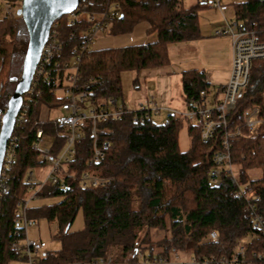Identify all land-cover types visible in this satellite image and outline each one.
Returning <instances> with one entry per match:
<instances>
[{
  "label": "trees",
  "instance_id": "1",
  "mask_svg": "<svg viewBox=\"0 0 264 264\" xmlns=\"http://www.w3.org/2000/svg\"><path fill=\"white\" fill-rule=\"evenodd\" d=\"M120 6L121 16L110 23L109 35L128 34L136 25L146 23V32L155 33L156 41L81 52L78 49L89 23L81 19L69 25L61 17L56 20L61 51L36 85L35 91L40 93L28 102L27 123L17 124L13 131L16 158L9 171L10 190L0 203V264L19 259L20 248L12 247L16 239L22 238V232L15 237L13 228L18 203L30 193L31 184L24 182L27 173L43 166L37 163L39 152L32 147L36 130L41 128L51 138L52 158L64 143L50 117L38 123L47 111L57 110L65 101L64 95H56L57 91L64 94L68 86L70 72L63 64L79 57L77 86H90V104L98 107L109 97L119 99L121 73L168 66V46L197 40L198 11L207 8L196 0H120ZM102 9L104 3L98 1H91L87 7L88 12ZM233 10L246 29L264 30V0L233 4ZM27 44L28 33L18 13L0 18V111L6 109L20 76ZM181 77L186 106L192 98H198L200 91L207 93L208 84L202 73L192 69L182 72ZM254 106L264 119V59L251 63L248 82L235 109L227 115V129L241 125L244 112ZM183 126V119L168 113L162 124L150 118L142 125H133L128 115L101 123L100 127L109 133L100 135L99 140L109 141L110 146L97 165L88 164L92 137L86 129L75 144L74 159L61 172L64 186L46 183L34 198L59 201L26 210L29 219H43L55 225L52 238L60 246L56 250L45 248L43 263L83 264L107 255L118 245H122V253L114 264H136L139 252L145 257L167 258L172 252L220 257L232 250L238 238L248 235L251 225L245 203L233 193L236 182H247L250 173L259 170L261 176L254 182L260 188V206H264V134L230 141L235 178L221 169L219 184L215 185L209 171L214 166L212 157L219 149L221 133L218 130L216 137L202 143L198 129L187 127L190 145L180 151L178 135ZM83 173L108 183L96 189L83 188ZM79 212L83 228L71 232ZM212 230L218 231L219 242L202 243Z\"/></svg>",
  "mask_w": 264,
  "mask_h": 264
},
{
  "label": "built area",
  "instance_id": "2",
  "mask_svg": "<svg viewBox=\"0 0 264 264\" xmlns=\"http://www.w3.org/2000/svg\"><path fill=\"white\" fill-rule=\"evenodd\" d=\"M91 1L104 3V9L88 12L87 7ZM196 1L204 6L220 10L219 0ZM21 2L22 0H0V5L4 11L2 17L15 14L14 10L21 5ZM120 16V0H80L74 11L66 14L67 18L64 21L72 25L81 19H85L89 23L88 29L83 33L82 44L78 49L84 52L89 50L96 35L100 32H107L110 23ZM57 26L58 21L55 20L41 49L30 87L22 97L20 109L15 117L14 128L17 124L27 123L28 102L32 101L34 94L37 96L40 93L35 91L36 85L42 76L47 75L54 57L61 51ZM213 34L218 37H228L230 40L231 65L228 80L219 89L220 98L209 103L207 93L200 91L199 99L192 98L190 105L184 111L162 107L151 95L136 101L134 105L109 97L102 105L96 107L87 101L91 94L90 86L82 89L77 86L79 57L76 56L69 63L63 64V67L70 72L68 74V86L64 92L65 101L57 109L58 114L51 120L59 128L58 137L63 138L64 143L58 155L52 158L50 154L51 138L44 135L41 128L35 132L32 147L39 152L37 163L43 165L42 167H48V169L42 179L36 174L40 167L29 171L24 180L25 183L31 184L30 194L18 203L19 207L13 226L15 237L22 232V238L18 241L16 239L12 243L14 249L20 248L18 260H22L24 264H44L46 244L41 240H29L27 238L28 228L35 225L34 220L26 216L28 204L36 197L44 184L51 183L60 185V187L64 186L61 181V172L63 167L74 159L75 144L83 138L86 129L89 130L92 137V152L88 164L97 165L105 158V152L110 143L109 141L100 142L99 136H106L109 130L100 127L101 123L116 121L128 115L131 117L133 125H142L153 116L165 112L183 119L187 127L198 129L202 143H207L216 137L219 130L221 133L217 142L219 149L213 154L214 166L210 169L209 174L215 185L219 184L218 175L221 169L235 178L236 173L229 154L230 141L264 134V119L260 117V109L256 106L244 112L241 125L236 126L233 130L227 129V115L235 109L237 99L248 82L251 63L255 60L264 59V30L246 29L242 21L234 18L223 19L222 26L214 30ZM4 112L5 109L0 111V127ZM48 113L47 111L45 115L41 116L38 123H44L49 117ZM48 138L50 142L49 145H46L45 139ZM16 148L17 143L12 133L5 147L0 170V203L10 190L9 171L16 158ZM258 179L250 176L245 183L236 182V189L233 194L245 203L251 232L238 238L228 254L220 257L188 254L187 259H181L180 255L185 253L172 252L173 259L170 260V257L165 258L157 255L145 257L139 252L136 264H264V206H260V188L254 182ZM80 183L83 188L96 189L108 183V180L83 173ZM218 242L219 233L217 230L210 231L202 239V243L216 244ZM113 255L107 254L83 264H114L116 259ZM62 264L80 263L67 262Z\"/></svg>",
  "mask_w": 264,
  "mask_h": 264
},
{
  "label": "rangeland",
  "instance_id": "3",
  "mask_svg": "<svg viewBox=\"0 0 264 264\" xmlns=\"http://www.w3.org/2000/svg\"><path fill=\"white\" fill-rule=\"evenodd\" d=\"M221 5H223L222 1L220 0ZM224 9H227V11H223L224 15L227 18H233L234 15L231 11V9L229 8V6L223 5ZM20 8L21 5L15 9V13L20 12ZM4 14V11L2 9V6L0 5V18H2ZM198 15L199 16V30H200V37L199 39L195 40L196 41H200L202 42V45L208 46L205 51H209V49H213L214 47H218L217 41L219 39H222V37H218L215 36L214 34L212 35L213 31L220 28L223 24V16L220 12L219 9L213 8V7H209V8H205V9H201L198 11ZM66 15H63L61 17L62 21L66 20ZM215 23V24H214ZM145 28L146 25L145 24H139L137 27L134 28V31L130 34H126L123 35L122 38H113L114 35H109L106 31L104 32H100L96 35V37L94 38V40L91 42L89 49L90 50H97V49H102V48H109V47H118L121 44H144L149 42L148 41V37L153 38V41L156 40V34L155 33H149L147 34L145 32ZM214 29V30H213ZM119 37V36H118ZM118 39H125L122 43H120V41H117ZM201 39V40H200ZM214 39H217L216 41H214ZM211 51V50H210ZM171 53L173 54V51H171ZM212 52H204L201 53L199 56V61L198 59H194V60H190V64L197 67V68H205L204 65H211V64H219L222 61L219 60H223L221 59L222 57L219 56V53L216 52L214 54H211ZM174 55V54H173ZM214 56V57H213ZM173 64L171 67L166 66V67H162V68H157V70H159L160 72H164V71H172L176 74H178V72L183 68L182 65L179 64H184V62H178V60H175V62L171 63ZM207 65V66H208ZM156 69L153 70H148L149 75L152 73H155ZM135 79H138V76L134 77ZM133 78V79H134ZM139 80V79H138ZM172 81V85H173V89L174 91L177 92L178 90V86L180 84V77L179 76H173L171 78ZM64 85H66V82H64ZM155 83L149 79H147V81L145 82V86L147 87V90L154 92L155 89L153 87H155ZM155 93V92H154ZM215 93V89L213 87H210V97H212ZM56 95L58 97L63 96L64 94L62 93V91H57ZM137 94L133 93L132 97H136ZM177 96V94H176ZM175 96V97H176ZM220 97V96H219ZM120 99V98H119ZM58 114L57 110H52L48 113L50 118H53L54 116H56ZM167 114L165 112L161 113L160 115H155L152 117L154 123L156 124H162L164 123L165 119H166ZM50 142V139H45V143L46 145H49L48 143ZM190 145V140L187 134V125L184 123L183 128L180 130L179 135H178V146L180 151H186L189 148ZM48 167H41L40 169H38L36 171L37 176L42 179L46 172H47ZM251 177H257L260 178L261 173L259 170H254L250 173ZM30 194V193H29ZM28 194V195H29ZM59 199L58 198H49V199H33L29 202L28 206L29 207H37V206H41V205H48L50 203H55L58 202ZM35 225L32 227H29L27 230V238L29 240H41L46 244V249L48 250H56L59 248V243L58 241L54 240L52 238V234L55 230V225L53 224H49L47 221L40 219L38 221H34ZM83 218H82V213L79 212L77 214V216L75 217V220L70 228L71 232H75L78 231L80 229L83 228ZM122 253V245H118L113 247L110 252L108 254H114V258L117 259L118 256ZM181 259H187L188 258V254H182L180 255ZM172 255H170V260H172ZM10 264H24V262L22 260H17V261H13Z\"/></svg>",
  "mask_w": 264,
  "mask_h": 264
},
{
  "label": "crops",
  "instance_id": "4",
  "mask_svg": "<svg viewBox=\"0 0 264 264\" xmlns=\"http://www.w3.org/2000/svg\"><path fill=\"white\" fill-rule=\"evenodd\" d=\"M221 1L223 5L226 4V6H229V8L231 9L234 15L232 19H234L235 14L233 10V4L242 3V2H245L246 0H221ZM219 4H220V12L223 16V19H231V18H227L224 15L223 11L224 10L227 11V9H224L223 5H221L220 0H219ZM199 16L200 15H198V21H199ZM142 24L146 25V28H145V32H146L148 28L147 24L146 23H142ZM138 25H136L135 27H137ZM123 35H126V34H123ZM123 35H116L113 38H122ZM124 40L118 39L117 41H120V43H122ZM216 40L217 39H214V41ZM148 41L149 42L144 43V44L153 43L156 40L153 41V38L148 37ZM217 44H218V47H214L213 49L210 48L209 51H205V49L208 46L202 45V42L200 41H196V42L192 41V42L169 45L167 48L168 57H169L168 66L171 67L173 65L171 63L175 62V60H178V62L180 63L184 62V64H179V65H182L183 68L178 72V74L172 71H164L162 73L157 69L155 70L156 71L155 73H152L150 75L148 73H145V72H148V70L141 71L139 73L123 72L120 75L122 96L118 100H120V102L123 101L125 103H128L129 105H134L136 101L142 100L146 98L148 95H151L155 98V100L162 107L173 109L176 111H184L187 108V106L184 102L183 94H182L181 75H182V72L184 71L194 69V70H197L199 73L203 74L204 79L208 84L207 99L209 103H212L215 99L220 98L219 89L222 87V85H224L227 82L228 77H229L230 65H231V49H230L229 38L222 37V39H219L217 41ZM132 45H141V44H132V43L124 44L123 43L119 45L118 47H109V48H120V47L132 46ZM109 48H102V49H109ZM102 49H97V50H102ZM171 51H173L174 55L171 53ZM204 52H208V53L212 52L211 54L218 52L219 56L222 57L221 59L223 60H219V61H222L220 65L219 64H211V65L207 64L208 66L204 65L205 68H197L190 64L189 62L190 60L198 59L199 61L200 54ZM136 76H138L139 80L134 78ZM173 76L180 77V84L178 86L177 92L174 91L173 89V85L171 81V78ZM147 79L153 81L156 84L155 87H153L155 89L154 91L155 93L147 90V87L145 86V82L147 81ZM133 81H136V87L133 86ZM210 87H213L215 89V93L212 94L213 95L212 97H210ZM133 93L137 94L135 98L132 97Z\"/></svg>",
  "mask_w": 264,
  "mask_h": 264
},
{
  "label": "water",
  "instance_id": "5",
  "mask_svg": "<svg viewBox=\"0 0 264 264\" xmlns=\"http://www.w3.org/2000/svg\"><path fill=\"white\" fill-rule=\"evenodd\" d=\"M80 0H22L20 12L28 44L22 63V70L12 95L9 97L0 127V170L8 139L14 130L15 117L20 109L23 95L28 91L41 49L47 40L52 23L69 14Z\"/></svg>",
  "mask_w": 264,
  "mask_h": 264
}]
</instances>
